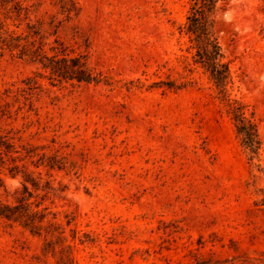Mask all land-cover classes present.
Masks as SVG:
<instances>
[{"label":"rangeland","instance_id":"1","mask_svg":"<svg viewBox=\"0 0 264 264\" xmlns=\"http://www.w3.org/2000/svg\"><path fill=\"white\" fill-rule=\"evenodd\" d=\"M190 4L0 0L6 36L85 56L102 78L53 81L0 42V137L15 158L0 160V199L26 183L54 223L32 234L0 219V264H264V0H219L214 22L262 171L195 62Z\"/></svg>","mask_w":264,"mask_h":264},{"label":"trees","instance_id":"2","mask_svg":"<svg viewBox=\"0 0 264 264\" xmlns=\"http://www.w3.org/2000/svg\"><path fill=\"white\" fill-rule=\"evenodd\" d=\"M218 2L219 0H191L185 30L189 34L192 48L195 50V62L200 64L209 74L220 97L228 107V112L231 114L241 145L249 156L251 166L262 171L259 164L262 143L258 125L252 117L247 115L245 105L236 99H232L228 92V85L232 81L230 64L229 61L225 60V54L214 31ZM6 33L7 30H4L3 24L0 22L2 46L10 51L18 50L21 57H26L40 64L43 69L49 71L50 79L53 81L87 83L102 81L101 76L96 74L88 65L85 56H69L65 53L60 56L57 52L50 55L43 50L42 46H36L35 40L30 41L28 36L11 34L6 36ZM52 49L58 50L56 47ZM13 149L12 143L0 137V160L2 162L5 156L12 158ZM12 159L15 161V158ZM49 165L54 166L53 163H49ZM17 168L18 165H15L10 171ZM253 177L255 178L256 174ZM4 187L3 178L0 176V190ZM260 191L263 196L257 201V204L264 205V189H260ZM45 197L46 195L41 198L34 195L29 186L23 183L22 189L17 192L13 202L0 199V219L19 224L32 234H41L43 228L54 226V223L48 219L50 214L47 212L48 207H42ZM53 215V218H56L55 214ZM71 263L70 258H62L58 264Z\"/></svg>","mask_w":264,"mask_h":264}]
</instances>
